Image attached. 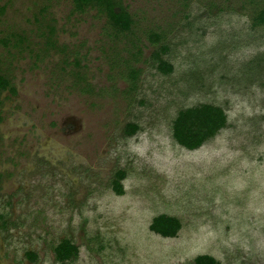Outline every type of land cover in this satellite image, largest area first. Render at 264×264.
Returning <instances> with one entry per match:
<instances>
[{"label":"rangeland","instance_id":"obj_1","mask_svg":"<svg viewBox=\"0 0 264 264\" xmlns=\"http://www.w3.org/2000/svg\"><path fill=\"white\" fill-rule=\"evenodd\" d=\"M120 1L135 25L115 39L70 0H0V71L16 91L0 96V264H59L62 239L79 248L65 264H264V0ZM203 104L227 125L188 151L172 123ZM159 215L181 222L176 238L149 231Z\"/></svg>","mask_w":264,"mask_h":264},{"label":"trees","instance_id":"obj_2","mask_svg":"<svg viewBox=\"0 0 264 264\" xmlns=\"http://www.w3.org/2000/svg\"><path fill=\"white\" fill-rule=\"evenodd\" d=\"M70 2L73 6V11L76 13H85L88 10H96L97 13L102 15L105 19L106 29L110 30H108V34L113 35L115 39L120 37L124 38L132 33L135 21L120 0H70ZM254 13L255 16L252 18V25L263 26L264 8L258 9ZM35 22L39 23V20L36 19ZM39 25L38 28L40 32L42 30V35L40 36L44 38L43 42L45 44V49L47 51L57 50L58 47L54 37V26L48 22H44L42 26ZM148 40L151 44L157 45L161 42L162 37L160 34L152 32L148 35ZM16 41L18 44H13L15 47L18 46L19 48H22L23 45L26 44L23 39L20 41V37H18ZM9 43L10 41L8 39H2V44L4 46L8 47ZM166 53L167 48L160 46L158 50L152 53L151 57L157 63V70L164 75H169L173 71V66L162 58V55ZM130 76L132 77L131 81H135L138 76V71H130ZM5 92H9L12 95L16 94L9 76L0 71V96ZM226 125L227 118L220 107L203 104L180 110L177 113L172 123V138L180 147L188 151H194L215 137L219 131L226 127ZM137 130V125H127V134L132 135ZM125 176V172L123 171H118L114 175L112 189L117 196H122L124 194L122 181L125 180ZM181 228L182 224L177 218L167 215L154 217L148 227L151 233L164 239L176 238ZM53 253L57 263L65 264L78 257L79 248L69 239H62L54 247ZM26 257L30 262H35L37 259V256L31 252H27ZM193 264L220 263L211 256L201 255L194 259Z\"/></svg>","mask_w":264,"mask_h":264}]
</instances>
